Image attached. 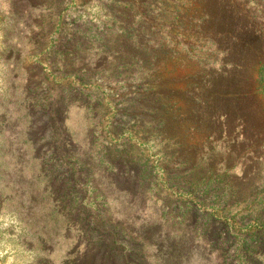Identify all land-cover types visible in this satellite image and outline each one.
I'll list each match as a JSON object with an SVG mask.
<instances>
[{
  "label": "rangeland",
  "instance_id": "obj_1",
  "mask_svg": "<svg viewBox=\"0 0 264 264\" xmlns=\"http://www.w3.org/2000/svg\"><path fill=\"white\" fill-rule=\"evenodd\" d=\"M66 4L0 0V264H247L246 259L264 264V255L245 252L264 233V128L262 140L245 149L233 135L234 125L224 121L231 124V136L219 134L215 145L191 152L190 166L170 157L179 149L158 142L137 145L125 155L131 175L145 170L151 176L145 185L120 177L107 162L116 150L112 145L108 151L101 136L104 120L101 126L100 118L76 103L64 109L67 100H61L70 97L77 79L46 78L37 63L50 38L57 45L79 40L74 28L96 10L85 7V15L68 8L61 33L53 37L49 12ZM210 9L212 26L229 33L222 41L230 51L224 74L223 54L199 66L213 70L208 113L237 112L252 135L250 130L264 124V84L259 83L264 41L242 29L221 3L213 1ZM41 55L54 57L49 51ZM68 56L83 67L98 57L95 50ZM190 97L182 95L190 103L184 102L180 116L197 110ZM54 99L60 104L50 112L45 105ZM224 158L235 163L228 172L215 176L207 169L211 159L220 171ZM231 182L234 191L227 188ZM209 212L227 215L230 225L208 232Z\"/></svg>",
  "mask_w": 264,
  "mask_h": 264
},
{
  "label": "trees",
  "instance_id": "obj_2",
  "mask_svg": "<svg viewBox=\"0 0 264 264\" xmlns=\"http://www.w3.org/2000/svg\"><path fill=\"white\" fill-rule=\"evenodd\" d=\"M61 1L63 3L65 0ZM213 1L228 9L242 29L249 30L264 41V0H174L173 5L169 0H66L64 8L60 5L49 12L55 21L52 36L56 37L54 34L61 33L64 14L70 7L85 15V7L90 8L91 13L96 8L92 15H87L88 19L84 23L74 28L75 34H81L79 40L70 42L66 39L57 45L50 38L48 46L40 50L37 63L46 78L58 81V77L63 79L72 76L77 79L78 83L74 82L69 90L70 97L61 100H67L64 109L76 103L90 110L94 118H100L101 126L104 120L101 136L109 143L108 151L112 145L116 150V155L107 162L120 177L131 181L135 179L137 184L145 185L146 176L151 174L143 170L142 173L131 175L128 168L131 159H126L125 155L126 151L137 145L141 147V144L149 142H158L167 149H179L175 150L176 156L170 157L177 161L183 158L184 163L189 162L187 166H190L192 161L188 160L191 152L215 145L219 134L231 136V124L223 123L227 120L234 125L233 135L239 137L238 142L247 145H244L245 149L253 147L250 143L262 140L264 124L256 131L250 130L252 135H248L245 117L237 112L222 109L214 110L212 115L208 113L207 102L214 99L210 95L211 86H207L213 82V74H209L213 70L203 71L199 66L207 65L212 55L223 54L220 68L221 74H224V60L230 51L228 43L222 41L228 40L229 33L212 26L214 15L210 5ZM54 2L59 3L60 0ZM91 50H95L98 56L92 63L86 62L83 67L77 66L73 59L69 62L68 55H79ZM209 50L211 52L202 53ZM48 51L53 54V59L41 55ZM105 77L108 83L104 82ZM260 81L264 84V63L259 71ZM192 88H198L199 91L194 89L193 93ZM259 90L260 86L254 94L259 93ZM182 95H191L189 99L196 102L194 105L197 110L190 109L185 116H180L185 102ZM54 101L45 105L50 112H55V106L60 104L58 99ZM190 117L194 119L190 120ZM211 150L213 152V147ZM167 153L165 151L163 155L168 156ZM257 153L254 154L257 156ZM224 160L219 165L220 171L213 167L211 159L206 167L218 176L219 172H228L235 165ZM196 162L192 167L196 166ZM227 184L229 190H236L232 182ZM189 189L184 188L183 191L191 192ZM195 200L201 202L200 198ZM210 209L216 210L215 207ZM206 218L210 227L208 232L213 227L230 225L226 222L229 219L227 215L218 216L209 212ZM245 252L250 256L264 255V233L258 236L256 247ZM254 258L261 260L262 257ZM245 262L252 264L250 259Z\"/></svg>",
  "mask_w": 264,
  "mask_h": 264
}]
</instances>
